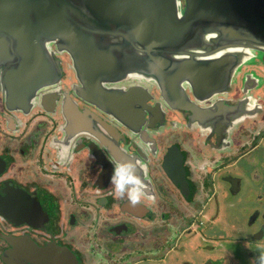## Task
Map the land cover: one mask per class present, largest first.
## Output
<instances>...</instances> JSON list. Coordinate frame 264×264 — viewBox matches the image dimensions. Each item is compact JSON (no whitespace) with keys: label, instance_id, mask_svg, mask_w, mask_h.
I'll list each match as a JSON object with an SVG mask.
<instances>
[{"label":"flooded vegetation","instance_id":"flooded-vegetation-1","mask_svg":"<svg viewBox=\"0 0 264 264\" xmlns=\"http://www.w3.org/2000/svg\"><path fill=\"white\" fill-rule=\"evenodd\" d=\"M202 34L197 58L216 42L232 55L223 85L195 72L169 101L149 67L101 81L132 89L119 109L89 97L57 38L42 39L55 75L26 96L0 57V264H261L264 168L245 162H264V41ZM117 165L143 185L134 204ZM245 170L259 187L241 186Z\"/></svg>","mask_w":264,"mask_h":264},{"label":"water","instance_id":"water-1","mask_svg":"<svg viewBox=\"0 0 264 264\" xmlns=\"http://www.w3.org/2000/svg\"><path fill=\"white\" fill-rule=\"evenodd\" d=\"M239 30L253 42L264 41V0H184L181 6L177 0H0V57H14L9 62L21 78L20 86L9 93L22 91L23 97L26 89L29 95L42 77L55 75L48 60L44 67L42 39L57 38V46L70 54L83 89H92L89 97L100 99L101 107L119 109L131 99V88L110 90L102 80L144 73L149 67L169 101L183 95L179 81L188 82L194 91L195 72L212 68L208 81L212 76L215 87L223 85L232 55L214 41L208 54H218L197 58L203 54H198L204 45L202 33L214 31L217 37L233 39Z\"/></svg>","mask_w":264,"mask_h":264},{"label":"clouds","instance_id":"clouds-1","mask_svg":"<svg viewBox=\"0 0 264 264\" xmlns=\"http://www.w3.org/2000/svg\"><path fill=\"white\" fill-rule=\"evenodd\" d=\"M119 168H120V165H117L116 167H114L113 175L109 178L110 182L112 183L114 191L117 194H124L125 191L127 190L129 202L134 204L140 197L143 185L140 184V187H138V188H136V187L126 188L125 187L126 181L122 180L118 176ZM136 183H140V182L137 181ZM260 262H261V264H264V253H261V255H260Z\"/></svg>","mask_w":264,"mask_h":264},{"label":"rangeland","instance_id":"rangeland-1","mask_svg":"<svg viewBox=\"0 0 264 264\" xmlns=\"http://www.w3.org/2000/svg\"><path fill=\"white\" fill-rule=\"evenodd\" d=\"M253 161L257 165L258 169L264 168V162H263V165H261V167H260V163H258L257 160L250 159L247 162H245L246 163V166H245L246 170H248V167H249V163L248 162H253ZM246 170H245V173L243 174V177H242V185L241 186H243V188H245V189H247L248 187H251L252 184H253L254 187H259L257 182L254 180V178L247 174ZM248 197L252 199L251 196H248Z\"/></svg>","mask_w":264,"mask_h":264}]
</instances>
